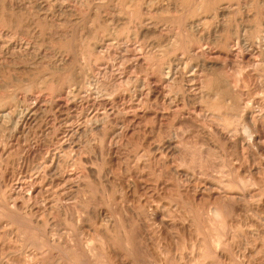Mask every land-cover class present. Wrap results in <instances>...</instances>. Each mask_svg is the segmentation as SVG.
Here are the masks:
<instances>
[{
  "label": "rangeland",
  "instance_id": "obj_1",
  "mask_svg": "<svg viewBox=\"0 0 264 264\" xmlns=\"http://www.w3.org/2000/svg\"><path fill=\"white\" fill-rule=\"evenodd\" d=\"M0 113V264H264V0H0Z\"/></svg>",
  "mask_w": 264,
  "mask_h": 264
},
{
  "label": "bare ground",
  "instance_id": "obj_2",
  "mask_svg": "<svg viewBox=\"0 0 264 264\" xmlns=\"http://www.w3.org/2000/svg\"><path fill=\"white\" fill-rule=\"evenodd\" d=\"M167 78H168V77H167ZM9 110H10V109H9ZM1 113H2V112H1ZM1 113H0V114H1ZM6 113H8V112H6ZM6 113H5V114H6ZM8 114H9V113H8ZM5 116H6V115H5ZM3 120H4V119H3ZM30 122H31V121H30ZM213 209H214V208H213ZM213 214H214V212H213ZM217 215H218V214H217Z\"/></svg>",
  "mask_w": 264,
  "mask_h": 264
}]
</instances>
